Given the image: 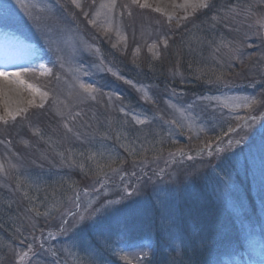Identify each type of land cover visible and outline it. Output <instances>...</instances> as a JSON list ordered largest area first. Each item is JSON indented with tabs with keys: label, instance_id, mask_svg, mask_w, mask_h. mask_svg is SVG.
<instances>
[{
	"label": "rangeland",
	"instance_id": "obj_1",
	"mask_svg": "<svg viewBox=\"0 0 264 264\" xmlns=\"http://www.w3.org/2000/svg\"><path fill=\"white\" fill-rule=\"evenodd\" d=\"M60 1L64 5L69 2ZM261 2H263L261 18L251 15L252 23L258 19L256 24H253L254 31L261 33H253V29L249 28L247 34L249 38H241L235 47L237 51L245 52L247 60L250 61L247 64L249 66L239 67L238 63H242L243 60L235 56L237 51H230V54L227 51L220 52L218 57L222 59V67L218 68V71L213 69L209 71L212 74V81L208 83L209 90L187 91L183 87L185 81H181L180 87L175 91L164 86L162 90L164 98L153 104L148 93L150 89L135 86L129 81L107 74L102 75L108 81H113L116 88L121 86L125 89L123 92L128 91V95L135 93L143 98L145 104L140 105L141 110L152 113L149 122L153 132L158 135L163 133L167 142L166 146L157 150H153L155 145L153 143L151 146L144 144L148 140V134L144 132L148 128L146 119H135L133 116L134 122L130 126L116 119L115 114L120 110L118 102L121 100H114L116 104L106 106L102 115L94 113V96L97 90L93 86L80 83L78 76L76 77L70 70L72 57L91 55L93 50L96 52L95 46L92 47L87 41L90 31L86 32L84 39L82 35L75 33L76 28L71 30L70 33L73 34L71 35L66 29L53 27L52 31L58 34L56 42L37 45L38 49L46 51L40 53L42 56L40 58L55 66L51 77H46L48 74L46 70L42 71L43 74L40 70L30 72L27 62L33 54L23 47L26 45L15 46L10 42L6 44L9 48L19 50L20 61L16 75L0 76V79L4 78L13 89V98L5 95L0 89V127L16 120L18 128H22L26 134L17 140V145L20 146L18 149L14 147L11 151L5 148L4 152L0 149V178L2 177L3 184H7L6 180L10 174L25 169L20 160L21 152H25L24 149L33 150L36 146L39 128L34 126L35 121L48 126L49 130L44 136L52 137L53 134H57L56 140L60 142L58 150L63 152L62 155L66 154L64 152L66 148L61 144V135L67 132L65 130L69 129L74 119L79 121V118H82L80 120L82 123L93 128L95 123L104 119L101 122L105 123L104 128L109 139L112 140L114 134L122 136L126 142L116 145L130 152L127 155L110 150V157L115 158L118 161L116 163L104 155L109 153L108 149L105 146L101 147L98 156L93 154L94 161L88 158L96 166L94 174L80 173L86 176L83 178L79 176L73 178L70 175L74 185L71 187L72 192L69 195L71 197L67 200L66 206L49 208V211L44 213L46 205L42 204L43 202L37 204L35 207L37 214L34 216L43 227L40 224L37 227L36 220L30 219L36 223V227L31 229L28 226L22 228L23 231H18L17 234L22 236L18 240H13L12 254L8 258L12 264H56L53 261L61 253L56 242L61 241V236L70 234L77 226L87 224L94 217L109 212L121 204L138 203L135 201L142 200L150 194L156 197L159 195L156 192L160 187L175 188L179 185L178 188L181 189L188 186L187 181H191V186L194 187L206 179L203 175L214 163L236 148L252 149L254 156L264 158V79H260L264 78V69L260 71V64H264V54H259L264 44L262 27L264 0ZM108 4L116 11L108 5L103 9L99 5L102 23L100 27L94 25V34L92 33L94 43L99 42L105 49L112 46L114 54L129 56L132 62H139L148 56L150 62H161L162 68L168 72L175 67L165 62L166 54H163V50L167 52L170 49L168 34L171 30L178 29L196 12L205 10L207 0H108ZM64 8L68 9L65 6ZM30 11L35 10L24 0H0V16L7 15L0 19V25L19 30L18 22L24 21L29 29H38L40 21L46 18L43 15H34ZM89 20L90 17L86 20L88 25L91 23ZM247 23L250 25V22ZM44 30L49 31L45 28ZM165 43L167 48L164 46ZM145 46L150 48L145 50L143 49ZM87 59L91 61L89 56ZM234 62L236 65H231ZM23 68L27 72L19 73L24 70ZM101 69L107 71L106 65L102 64V68L93 65L92 73L98 75ZM171 71L176 73L178 69L174 68ZM180 76L182 79V75ZM50 92L54 95L52 104L56 111L45 116V112L39 111L38 108L47 101ZM123 92L120 91L121 94ZM10 133H13L12 130ZM214 134L216 136L213 137ZM42 141L41 147L36 148L39 151L46 147V140ZM55 144L57 145V142ZM50 153L54 156L53 152ZM101 156H105L103 160ZM45 164L54 163L49 158L46 163L35 162L31 169L40 171ZM65 168L68 169L66 166ZM77 184L80 187L75 188ZM177 193L175 192V195ZM255 222H241L240 228L247 233L253 232L250 234L253 242L250 243L251 246L255 245L264 250V243L260 239L264 229L257 227ZM124 250L126 247L122 246L118 249V264H147L140 260L146 253L141 252L140 257L137 252L120 254V251ZM142 250L147 251L146 248ZM173 256L178 254L175 252ZM242 260L247 263V260Z\"/></svg>",
	"mask_w": 264,
	"mask_h": 264
},
{
	"label": "trees",
	"instance_id": "obj_2",
	"mask_svg": "<svg viewBox=\"0 0 264 264\" xmlns=\"http://www.w3.org/2000/svg\"><path fill=\"white\" fill-rule=\"evenodd\" d=\"M238 6L240 11H243L246 3H244V0H215L211 2L209 10L202 11L195 15V17L190 19L182 29L171 30V33L167 36L170 49L167 51L168 53L163 50V54H166L165 62L174 65L176 70L178 69L176 73L171 71L174 68L167 72L166 69L162 68L163 65L161 62H150L148 56L145 59L139 60V62H132L129 56L122 57L117 54L113 55L112 51H109L110 56H106V60L112 63V67H114L116 71L137 83L147 82L150 85L159 83L161 86L175 89L180 87L181 81H187L189 85L185 84V86L189 91H195V89L207 90L208 83L212 81V74L209 71H212V69L218 71V68L222 67L223 62L222 59L218 57L219 53L227 51L230 54V51H235L238 39L233 35L238 34L236 25L242 18V15L236 16L237 10L235 9L238 8ZM223 34L227 36V39ZM168 38L170 39L168 40ZM231 65L235 66L236 64L234 62ZM180 75H182V79ZM145 133H149L148 130ZM56 135L57 134H53L52 137L43 136L42 139L46 140V148L42 151L49 153L52 150L55 154L52 159L53 163L59 166L61 170H63L65 166L69 165L73 167L76 164L73 161H67L68 151H71L76 156L83 154L81 152H84L86 155L92 152L89 148L81 149L80 147H75L71 149L70 146L64 151L66 154L62 155L63 152L58 150L60 142L56 140ZM6 137L10 139L12 136L9 135ZM64 137L65 134H62L61 142L64 141ZM154 137L155 135L152 139ZM56 142L57 145L55 144ZM41 145H38V147H41ZM40 152L39 150L27 151L25 156L28 163H30V159L36 160ZM28 170L30 172V167H28ZM50 170L52 169L45 164L42 169L43 172L37 175H33L35 174L34 171H31V173L23 172V174L22 171L13 173L7 178V184H3L2 177L0 178V264H6L7 261L9 264L12 263L8 260L10 256L4 253L3 248L10 240L13 242V238L22 228H28L29 226L33 229L36 227V223L30 219L36 220L37 226H39V220L34 216L37 214H35V207L37 204L43 202L42 204L46 205L44 212L46 213L49 211V208L54 209L58 205L63 206L70 198L69 195L72 192L71 187L74 183L70 185V180L66 182L58 179L60 176L57 175L58 171H55L57 174H52L49 173ZM64 177L65 176L62 175L61 178ZM227 178L232 179V176L228 174ZM77 187L80 186L77 184L75 188ZM7 188H13L19 193L20 203L17 207V201L10 198ZM210 194L213 195L212 192ZM194 200L196 201H193L194 203L188 199H181L176 202L168 200L172 205L166 208L162 206L164 201L168 202L166 198H164L160 201L159 208H152V206L143 208L148 210L147 215L143 213H131L133 209L132 205L131 207H121L117 210L118 212H116L115 216H119L122 213L121 210L127 209L130 218L125 220L129 222L128 225L130 224L132 229L138 227V219L143 221L147 226V234H145V237L141 236V240H151L152 237L155 241H163L167 237L166 233H170L173 220L172 217H174L173 221L177 225V228L180 226V229L184 232L186 231L185 227L191 225L189 226L190 229H187L188 232H186L190 239L202 240L206 238L205 230L215 227V218L213 214L207 213L206 211L203 212V206L200 205L197 207V205H199L198 197ZM184 201L188 203L185 204ZM59 211L61 210H58V212ZM133 211L135 210L133 209ZM187 215H190V217L187 218ZM41 227H43V224ZM138 232L139 230L136 231L135 234L137 235ZM181 233L183 234V232ZM175 235L176 234H172L173 239ZM20 236L22 235H18V238ZM88 238L87 236V239ZM79 239V237H73V240L68 243V245L62 247V251L57 258L58 262L61 264H107L105 256L112 250L111 246H108L106 243L109 241V237L106 238L101 234H94L91 244L88 248L83 250H80L76 245V243H79ZM137 239H139V237H137ZM181 241L183 242L184 239L182 238ZM165 242L168 243L167 239ZM103 243L104 245L102 247ZM157 263L161 264L163 261L157 259Z\"/></svg>",
	"mask_w": 264,
	"mask_h": 264
},
{
	"label": "bare ground",
	"instance_id": "obj_3",
	"mask_svg": "<svg viewBox=\"0 0 264 264\" xmlns=\"http://www.w3.org/2000/svg\"><path fill=\"white\" fill-rule=\"evenodd\" d=\"M0 89L4 92L5 95L13 98V89L11 86H8L7 81L4 78L0 79Z\"/></svg>",
	"mask_w": 264,
	"mask_h": 264
},
{
	"label": "snow or ice",
	"instance_id": "obj_4",
	"mask_svg": "<svg viewBox=\"0 0 264 264\" xmlns=\"http://www.w3.org/2000/svg\"><path fill=\"white\" fill-rule=\"evenodd\" d=\"M8 75L7 73H0V76H6Z\"/></svg>",
	"mask_w": 264,
	"mask_h": 264
}]
</instances>
